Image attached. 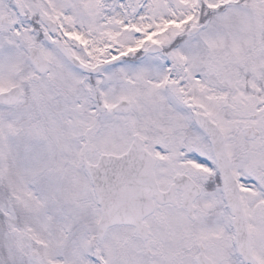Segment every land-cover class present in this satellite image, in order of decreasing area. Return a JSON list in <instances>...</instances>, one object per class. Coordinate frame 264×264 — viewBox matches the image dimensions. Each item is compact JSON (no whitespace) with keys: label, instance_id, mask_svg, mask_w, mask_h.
Segmentation results:
<instances>
[{"label":"rangeland","instance_id":"obj_1","mask_svg":"<svg viewBox=\"0 0 264 264\" xmlns=\"http://www.w3.org/2000/svg\"><path fill=\"white\" fill-rule=\"evenodd\" d=\"M202 1L215 6L233 0H22L26 10L25 19H22L19 25L18 23L12 25L11 30L16 43L22 45L27 40L25 44L28 46L30 42L36 41V31L29 14L41 11L57 21L60 26L58 28L60 37L65 43L72 45L75 54L96 63L124 51L132 56L139 44L147 42L145 40L147 37L154 39L164 36L167 31L163 30L171 21L178 23L177 18H182L195 10H198V13L202 8ZM249 1H241L240 7L232 11L235 17L231 19V23L209 25L204 33V40L208 39L210 44H217L215 36H220V45L226 52L221 57L208 58L207 67L198 75L199 77H196L197 88L200 91H204L207 96L209 93L216 106H224L231 110L229 115L227 112L224 113L225 116L220 122L225 130L235 129L240 135L238 144L242 159L245 158L246 163L264 158V0ZM97 10L100 11L99 20H95ZM196 17L197 14L191 23L196 22ZM216 17L221 20V15ZM254 25H259L257 30L253 29ZM123 31L128 32L130 36L123 38L125 36ZM157 31L160 33L156 34ZM118 33L122 36L121 41L116 39L115 35ZM5 38L6 35L3 34L2 39ZM173 41L180 44L182 42L184 48H189L184 52L187 60L193 64L199 63L198 51L194 48V44L200 43L199 40L188 37L181 40L176 36ZM16 43H8L7 53L5 49L0 53V82L7 79L4 71L7 62H13L15 65L17 59H20L21 49ZM216 48L218 45L212 47L213 50ZM48 54L55 67L43 79L46 88L51 87L56 76H59L63 83L68 81L76 83L77 79L84 78V74L69 63L59 66L62 74L57 69L58 62L62 60L61 55L56 49L48 51ZM158 55L164 58L163 54ZM130 58L131 60L105 69L109 83L104 86V90L108 98L114 96L118 90L115 85L117 73L123 70L124 73L119 76L118 81L124 83V86L119 94L133 100L131 113L126 115L113 113L109 106L106 108L105 101L93 96L92 90H88V95L92 96L87 98L91 103L90 115L87 117L81 113L86 101L85 94L77 95L70 105L67 99L63 100L61 110L69 108L66 112L70 124V127H67L68 133L80 142L77 149L80 161L83 155L89 156L86 152L92 146L99 150V146L104 145L114 135H122L123 139H129L131 133L137 131L134 120L136 118L138 121V112L142 113L141 116L144 114L145 104L148 103L145 98L147 94H151L153 104L158 107V110L153 112L155 119L173 124L183 119L186 121L184 106L173 100L171 90L166 84L160 83L163 80H158L160 75L171 71L169 80L174 81L176 87H181L183 97L189 98L191 84L183 82L184 74L182 71L180 73L179 67L169 59V63L162 59L161 73L154 53L140 52ZM212 60L213 63L210 64ZM250 60L252 62L246 65ZM132 70L136 72L133 74ZM97 78L98 76L95 80H98ZM134 80H143L142 82L148 80L151 84H147V88H143L142 93H139L130 85ZM185 94L189 96L186 97ZM52 95L54 92L50 93V96ZM59 95L60 92H57L54 98H58ZM98 95L102 97L100 93ZM121 96L110 99V103ZM16 109L4 110L1 117H4V123L7 122L5 127L12 125L16 120L14 118L9 121L10 117L16 116L14 111ZM54 113L56 114L55 111L49 114V119L52 123H59L60 118ZM147 119L146 114V126L153 127V121ZM17 123L18 126L14 125V128L18 131L22 129V122ZM245 124L259 130L261 134L256 140L249 141L243 137L242 127ZM106 130L107 135L100 138L99 134L104 135L103 132ZM171 130L173 129L168 127L162 128L157 139L163 141L164 134ZM20 135L22 134L11 140L0 136L1 182L10 190L3 193L6 200L0 203V212L6 223L9 222L8 218L16 225L22 222V227L36 242L27 236L22 243V238H18L22 236L20 231L11 233L0 229V264H31L30 262L83 264L85 259L97 264L93 254L91 256L88 254L92 217L85 190L79 189L70 181L69 175L59 166L58 159L54 160L55 166L48 168L54 155L51 139L40 138L33 144H28L22 143V137L18 138ZM118 143L119 141L109 145L117 146ZM60 186L78 193L74 200L73 195L59 189ZM253 187L258 188L255 182ZM6 238L12 243L5 242ZM130 240V238L127 242L125 238L120 240L117 244L119 251H124V245L128 248ZM19 247L28 249L26 255L30 262L23 255L22 259L12 256L20 251ZM261 248L264 252V246ZM33 250L36 251L35 254H32ZM160 252H156L155 255H160Z\"/></svg>","mask_w":264,"mask_h":264},{"label":"flooded vegetation","instance_id":"obj_2","mask_svg":"<svg viewBox=\"0 0 264 264\" xmlns=\"http://www.w3.org/2000/svg\"><path fill=\"white\" fill-rule=\"evenodd\" d=\"M195 140L177 154L171 151L170 156L156 159L154 170L159 192L150 196L154 209L143 221L151 245L161 225L183 227L189 221L194 228L196 250L155 255L156 252H149V248L151 264H244L233 251L236 219L246 227L252 246L258 247L255 249L264 264V252L256 239L258 230L254 224L257 217H264V206L257 208L252 204L254 200L249 189L252 176L257 190L264 191V159L246 164L243 159L231 157L232 176L227 171L223 176L218 160L199 150L204 140ZM235 177L241 220L235 210Z\"/></svg>","mask_w":264,"mask_h":264},{"label":"water","instance_id":"obj_3","mask_svg":"<svg viewBox=\"0 0 264 264\" xmlns=\"http://www.w3.org/2000/svg\"><path fill=\"white\" fill-rule=\"evenodd\" d=\"M13 90L14 89L2 93L0 98H8V95H11ZM201 124L214 137L215 144L220 146H216L217 153L220 154L224 149L221 146V135L219 130L214 124H210L211 126H209L206 122H201ZM216 133L219 134V137L216 136ZM139 145L140 142L136 138L130 148L123 154L102 155V159H100L97 165L89 167L93 175L94 185L99 195L100 203L103 205V216L98 225L99 233L104 230L110 221H114L116 214L114 217H112V215L115 212L120 211L129 200V194L123 192L125 191L124 188L127 186L129 187V183L125 180L137 177L134 174L136 172L139 173L138 175H141L143 172L149 173L148 159H150V156ZM139 165H145L143 166V170H138L136 168V166ZM100 181H102L103 185L100 184Z\"/></svg>","mask_w":264,"mask_h":264}]
</instances>
